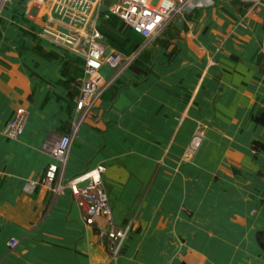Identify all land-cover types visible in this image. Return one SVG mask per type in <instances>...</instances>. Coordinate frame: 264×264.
I'll return each mask as SVG.
<instances>
[{"label": "crops", "instance_id": "0c3cea01", "mask_svg": "<svg viewBox=\"0 0 264 264\" xmlns=\"http://www.w3.org/2000/svg\"><path fill=\"white\" fill-rule=\"evenodd\" d=\"M211 1L166 24L85 115L74 103L81 59L41 34L73 29L55 0L2 8L0 264H264V124L254 121L264 116V0ZM18 107L25 123L11 139ZM78 117L63 175L105 165L113 220L130 224L113 258L70 191L54 196L42 182ZM197 128L202 143L182 160Z\"/></svg>", "mask_w": 264, "mask_h": 264}, {"label": "built area", "instance_id": "2783aa9c", "mask_svg": "<svg viewBox=\"0 0 264 264\" xmlns=\"http://www.w3.org/2000/svg\"><path fill=\"white\" fill-rule=\"evenodd\" d=\"M9 1L0 0V11ZM102 2L103 0H55V10L60 20H67L73 29L63 30L47 25L41 32L43 37L68 47L83 59V75L80 78L77 96L74 98L75 110L81 115L92 110L94 102L105 89L125 67L134 61L140 49L156 37L166 24L186 12L212 3L211 0H176L170 4H157L155 0H112L108 7L109 11L144 38L136 52L123 55L114 49L107 50L104 37L98 30L99 8ZM255 2L262 3L261 0ZM104 64L113 70L111 77L107 79H104L99 72ZM25 118L24 108H16L4 134L11 139H17L23 131ZM80 121V117L74 119L71 132L61 135L52 147L51 154L57 163L47 167L42 182L54 196L65 190L70 191L75 204L82 211L83 224L96 227L98 237L105 241L106 250L113 258L119 254L129 233L130 224L118 226L113 220L112 205L103 181L105 165L98 163L87 171L69 178L63 175L73 133L77 130ZM204 135L203 129L194 130L183 150L182 160H189L194 156ZM28 184L34 186L36 182L32 181ZM99 220H102L104 225H100ZM17 243L15 238H11L8 247L13 249Z\"/></svg>", "mask_w": 264, "mask_h": 264}, {"label": "trees", "instance_id": "16d2710c", "mask_svg": "<svg viewBox=\"0 0 264 264\" xmlns=\"http://www.w3.org/2000/svg\"><path fill=\"white\" fill-rule=\"evenodd\" d=\"M98 30L104 37V43H106L110 48L122 53L123 55H130L136 52L144 38L137 32H135L132 27L124 23L117 15L109 11V9L102 10L98 18ZM140 51L138 52V54ZM138 56V55H137ZM140 56V55H139ZM264 57V52L260 53L259 59ZM80 58V57H79ZM81 77L83 74V59ZM138 57L130 64L132 66L134 63L137 64ZM78 93V92H77ZM76 93V94H77ZM77 96V95H75ZM257 123L264 124V116L254 118ZM258 145V144H257ZM256 143L254 148L257 147ZM264 233V232H263ZM262 232L258 233L257 239L258 244L264 249V234Z\"/></svg>", "mask_w": 264, "mask_h": 264}, {"label": "rangeland", "instance_id": "374dc122", "mask_svg": "<svg viewBox=\"0 0 264 264\" xmlns=\"http://www.w3.org/2000/svg\"><path fill=\"white\" fill-rule=\"evenodd\" d=\"M110 1V0H109ZM105 3H108V0H105Z\"/></svg>", "mask_w": 264, "mask_h": 264}]
</instances>
